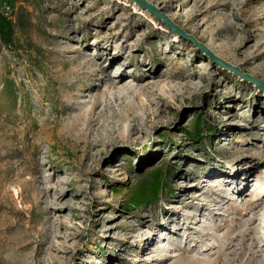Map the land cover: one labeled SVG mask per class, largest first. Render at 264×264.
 <instances>
[{
  "label": "rangeland",
  "instance_id": "obj_1",
  "mask_svg": "<svg viewBox=\"0 0 264 264\" xmlns=\"http://www.w3.org/2000/svg\"><path fill=\"white\" fill-rule=\"evenodd\" d=\"M145 1L264 82V0ZM0 264H264V92L131 0H0Z\"/></svg>",
  "mask_w": 264,
  "mask_h": 264
},
{
  "label": "water",
  "instance_id": "obj_2",
  "mask_svg": "<svg viewBox=\"0 0 264 264\" xmlns=\"http://www.w3.org/2000/svg\"><path fill=\"white\" fill-rule=\"evenodd\" d=\"M131 1L135 2L137 5H139L142 9L146 10L150 14L154 15L157 19L162 20L170 31H172L180 38H183L184 40L191 42L202 53L208 56L212 62L216 63L218 66L222 67L223 69L234 73L236 76L241 77L245 81H248L251 84H255L259 89H261L264 92V82L257 80L248 74H244L238 68L228 64L227 62L216 56L207 47L197 42L195 38L186 34L181 28H179L177 25L172 23L171 20L165 14L159 12V10L155 6H153L152 4L148 3L145 0H131Z\"/></svg>",
  "mask_w": 264,
  "mask_h": 264
},
{
  "label": "trees",
  "instance_id": "obj_3",
  "mask_svg": "<svg viewBox=\"0 0 264 264\" xmlns=\"http://www.w3.org/2000/svg\"><path fill=\"white\" fill-rule=\"evenodd\" d=\"M12 86V82L5 81L1 91L12 96V98L15 100L16 93L15 90H12ZM162 191L163 186L161 185L160 172H157L148 183L139 185L135 189L134 193L129 199V206L131 208H135L144 204L154 203L159 200Z\"/></svg>",
  "mask_w": 264,
  "mask_h": 264
},
{
  "label": "bare ground",
  "instance_id": "obj_4",
  "mask_svg": "<svg viewBox=\"0 0 264 264\" xmlns=\"http://www.w3.org/2000/svg\"><path fill=\"white\" fill-rule=\"evenodd\" d=\"M171 18H174V17L171 16ZM176 37H177V35H176ZM86 65L88 67L92 68L94 66V63L87 62ZM99 71L103 72V68L99 67ZM96 73H97V71H95V74ZM123 78H124V75H123V72H122L121 74L116 75L115 77H107V82H109V84L112 87L119 89L124 94L125 93H133V92H135L136 91V86L135 85H129V84L123 85V86L119 85ZM98 122L99 121L98 120H94V118L91 115L79 116L77 118V121L74 123V127L78 128L80 125H83L84 127H91V126L97 125ZM115 141L116 140H113L112 143L113 142L115 143ZM86 146H88V145H86ZM92 146H94V145H92Z\"/></svg>",
  "mask_w": 264,
  "mask_h": 264
}]
</instances>
